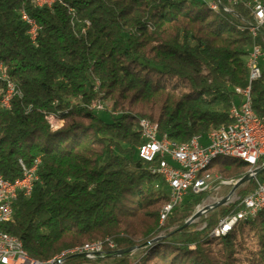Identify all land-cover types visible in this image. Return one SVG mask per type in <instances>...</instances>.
I'll use <instances>...</instances> for the list:
<instances>
[{"label":"trees","instance_id":"1","mask_svg":"<svg viewBox=\"0 0 264 264\" xmlns=\"http://www.w3.org/2000/svg\"><path fill=\"white\" fill-rule=\"evenodd\" d=\"M233 7L226 13L198 0H56L48 8L0 0V62L17 91L9 108L0 103V172L13 180L20 160L30 166L40 159L39 182L13 201L12 219L0 227L30 257L47 260L100 240L101 255L73 254L63 264H264V208L213 238L218 220L240 206L220 205L183 226L215 193L209 191L189 194L159 223L167 188L137 151L141 118L175 141L229 124V109L241 99L235 89L248 83L253 43L263 61L251 105L264 120V24L253 37L249 10L241 2ZM22 10L40 27L35 43ZM101 100L115 113L110 122L89 108ZM50 114L64 120L57 130ZM219 159L211 169L234 180L249 168ZM263 163L264 156L258 167ZM256 177L263 180L264 170ZM255 186L247 180L235 193Z\"/></svg>","mask_w":264,"mask_h":264},{"label":"built area","instance_id":"2","mask_svg":"<svg viewBox=\"0 0 264 264\" xmlns=\"http://www.w3.org/2000/svg\"><path fill=\"white\" fill-rule=\"evenodd\" d=\"M36 7L52 6L56 0H31ZM205 4L217 6V10L231 11L234 5L241 2L253 17V22L248 23V28L256 30V36L264 24V3H255V0H198ZM21 19L30 30V39L36 42L39 25L35 19L31 18L24 10L21 11ZM263 56L260 45L255 44L250 47L247 55L251 65V75L248 85L260 77L259 60ZM6 67L0 63V79H6ZM7 84V85H6ZM6 90L2 92L0 102L3 106H8L10 99L17 93L14 83L7 80ZM247 87V86H246ZM245 90L239 89L236 92L241 96L235 107H230L229 129L224 133H217L212 136H193L190 147L174 145L165 133L159 134L158 125L154 122L143 121L144 141L137 147L138 156L150 164V169H158V176H167V190L172 191V202L164 214V220L169 216L172 209L180 205L189 194L198 195L209 191L217 192L224 187L233 186L235 183H227L223 180H208V170H203L205 156L209 153L235 152L239 156L248 157L252 161V173L247 180H255L256 186L253 190L243 196L236 195L235 191L228 192L226 199L221 205L238 202L240 208L223 218H220L217 225L211 232H224L228 228H233L240 220L251 218V210L258 202L264 199V179L258 180L257 173L264 170V163L258 167L257 163L264 156V123L255 120L251 115L249 105L245 103ZM96 106V104H94ZM96 107H100L97 104ZM39 158L35 159L32 165H26L21 160L19 164L22 173L13 180L6 179L0 172V220L5 223L12 219V203L19 196L28 197L31 195L34 186L40 178L37 173ZM231 190V189H230ZM216 198L214 202L197 205V210L201 215H206L214 209V204L221 202L224 198ZM214 198V197H213ZM208 206V209H204ZM203 223L200 227L203 228ZM108 245L113 247V243ZM99 246H93L84 251H74V254L81 255L88 259H94L100 253ZM65 259L56 264H63ZM0 264H39L28 262L22 256V249L16 245V237L6 236L0 233Z\"/></svg>","mask_w":264,"mask_h":264},{"label":"bare ground","instance_id":"3","mask_svg":"<svg viewBox=\"0 0 264 264\" xmlns=\"http://www.w3.org/2000/svg\"><path fill=\"white\" fill-rule=\"evenodd\" d=\"M172 1H182V0H172ZM54 2H52L53 4ZM255 3H263L259 0H255ZM211 11H220L217 10V6L213 5V4H205ZM222 11V10H221ZM222 12H226V13H231V11H222ZM21 15V12H20ZM35 23H37L35 21ZM38 24V23H37ZM240 28H244V26H240ZM249 32L251 33V35L253 37L256 36V30L254 28H248ZM27 34L30 36V30L27 29ZM255 43H253L252 46H254ZM251 46V47H252ZM246 67L248 70V82L250 79V75H251V65L249 64L248 59H246ZM251 85H248L247 83V87L245 88H237L235 90H239V89H246L245 90V103L246 105H249V109L251 111V115H254L255 120L261 123H264V120L261 119L260 117H258L256 115V113L253 111L252 105H251ZM231 107H235V103H233L231 105ZM95 109V108H94ZM144 122H151L150 120L146 119V118H141ZM139 120L138 123V131L140 134V138H141V144L144 141V131H143V121ZM227 129H229V124L227 125H220L217 126L215 128H212L210 130H208L206 132V134L204 135H193V136H212L215 135L216 132L217 133H224V131H226ZM193 136L190 137L188 140L185 141H175L172 140L170 138V141L173 142L174 145H182L183 147H190L191 146V142H193ZM140 144V145H141ZM219 158H234L237 160H241L243 162H246V164L249 165V168L246 172V176L248 177L249 174L252 173V161L250 158L248 157H243V156H239V154L235 153V152H219V153H209L207 156H205L204 162H203V170H208L207 172V179L208 180H223V181H227V183H235L237 180L231 179V178H224L222 177L220 174H218L217 172L213 171L211 169V165L214 163V161L216 159ZM220 160V159H219ZM150 173L158 175V169H150ZM160 178L163 180L164 184H167V176H160ZM168 192V200L161 206V208L159 209V223H163L164 221V214L167 211L169 205L172 202V191L171 190H167ZM264 208V199L260 202L257 203V205L251 210V218L256 217L257 213ZM3 224V222L0 220V226ZM233 228H228L225 232L224 235L227 234L228 232H230ZM0 233L5 234L6 236H10V237H16L14 235H11L7 232H5L4 230H2V228L0 227ZM222 236L220 232H211L210 233V237L213 238H217ZM16 245H18L19 249H22V256L23 258L27 259L28 262L31 263H39V264H56L59 263L60 260L65 259L67 256L69 255H73L74 251H84L87 248L93 247V246H99L102 245L101 241H94L92 243H83L80 245H75L73 247L67 248L62 250L60 253H58L57 255L53 256L50 259L47 260H38L36 258H32L28 255V253L25 251V249L23 248L22 242L20 239H18L16 237Z\"/></svg>","mask_w":264,"mask_h":264},{"label":"rangeland","instance_id":"4","mask_svg":"<svg viewBox=\"0 0 264 264\" xmlns=\"http://www.w3.org/2000/svg\"><path fill=\"white\" fill-rule=\"evenodd\" d=\"M208 1V0H207ZM263 61V59H261L260 58V60H259V64H261V62ZM0 63H2V62H0ZM3 64V63H2ZM4 65V64H3ZM5 66V65H4ZM6 67V66H5ZM6 73H7V67H6V71H5ZM1 81H3L5 84L7 83V80L8 81H10L12 84H13V82L11 81V80H9L8 79V77H6V79H0ZM7 85V84H6ZM6 85H5V87L4 88H1V90H0V92L2 93L3 91H5L6 90ZM13 98V97H12ZM12 98L10 99V103H9V105L8 106H3L2 105V103H1V105L3 106V107H5V108H9L10 107V105H11V100H12ZM94 104H96V106H97V104H99L100 105V107H96V106H94ZM89 108H91V109H93L94 111H95V113L98 115V117H100L102 120H104L105 122H110L111 120H112V114H115L114 112H112V110H111V107H110V101L109 100H101V101H97V102H93V103H91V105L89 106ZM95 108V109H94ZM46 119H47V121L49 122V125H50V128L52 129V130H57L58 128H60L62 125H63V123H64V120L63 119H59V118H57L55 115H47L46 116ZM40 160V159H39ZM215 172H217L218 174H220L222 177H224V178H229V177H225L224 176V174H222V173H220V172H218V171H215ZM230 191V190H229ZM226 192H227V187H224L223 188V190H221V194H218L217 192H215V193H211V194H208L205 198H204V204L203 205H205V204H207V203H209V202H214L215 200H216V198H222V197H224V196H226L227 194H226ZM228 193V192H227ZM226 194V195H225ZM237 195V194H236ZM214 197V198H213ZM196 209H197V207H196ZM200 217V216H199ZM198 217V218H199ZM198 218H196L195 220H193L192 222H195V221H197L198 220ZM192 222H190V223H192ZM201 227V226H200ZM200 227H199V229H200ZM94 241H100V240H94ZM94 241H87V242H84V243H92V242H94ZM106 241H107V246L109 247V248H113L114 247V243H113V247H110L109 245H108V243L109 242H111L110 240H108V239H106ZM103 242H102V245H101V247H100V253L97 255V256H99V255H101V253H102V251H103Z\"/></svg>","mask_w":264,"mask_h":264},{"label":"water","instance_id":"5","mask_svg":"<svg viewBox=\"0 0 264 264\" xmlns=\"http://www.w3.org/2000/svg\"><path fill=\"white\" fill-rule=\"evenodd\" d=\"M247 178H248V177H247L246 175H244L242 178L238 179V180L235 182V184L232 186L230 192L235 191V189H236L240 184H242V183H244L245 181H247ZM225 199H226V197H224V198L222 199L221 202L215 203V204H214V208L220 206L221 203H222ZM204 209H208V206H205ZM200 214H201V211H200V210L195 211V213L185 221V223H184L183 226L188 225L190 222H192L193 220H195L196 218H198ZM159 238H160V236H157V237L153 238L152 240H150L149 242H150V243L155 242V241H157Z\"/></svg>","mask_w":264,"mask_h":264}]
</instances>
